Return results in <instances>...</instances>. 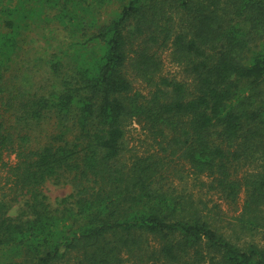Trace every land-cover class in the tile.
<instances>
[{"label": "trees", "instance_id": "obj_1", "mask_svg": "<svg viewBox=\"0 0 264 264\" xmlns=\"http://www.w3.org/2000/svg\"><path fill=\"white\" fill-rule=\"evenodd\" d=\"M117 1L0 0V162L23 197L0 201V264H264L169 182L186 166L232 206L245 191L236 228L264 231V0ZM164 47L189 83L159 77ZM18 59L46 68L40 92ZM131 120L158 153L127 165ZM49 182L72 190L55 208Z\"/></svg>", "mask_w": 264, "mask_h": 264}, {"label": "rangeland", "instance_id": "obj_2", "mask_svg": "<svg viewBox=\"0 0 264 264\" xmlns=\"http://www.w3.org/2000/svg\"><path fill=\"white\" fill-rule=\"evenodd\" d=\"M113 2V6L108 9L107 13L115 10L117 8L115 5H120L117 0H113ZM171 53L172 52L169 47H164L158 50V58L161 63V72L159 77H166L189 83V78H187L184 72V66L174 63ZM33 55L34 52H32L30 57L33 58ZM24 59L26 60V58ZM20 60L21 59L16 60V64H13L12 75H22V72H27L32 79L30 84L31 88H34L35 92H40L41 88L45 86L47 78L46 68L42 65L38 68L28 67L24 63V60ZM133 87L135 92L142 93L143 95H148L150 90L149 87L141 81H135ZM7 115L8 114H6V117H8ZM125 130L126 150L122 156V161L124 163L128 165L137 158L146 157L152 154L156 155V153H158L154 139L150 133L147 132L142 123L137 120H131L125 125ZM51 133H54V129L50 122L44 123L40 128L32 131L30 133L31 139L28 142L29 148H37L39 145L44 144L48 141L47 136ZM16 163V154L11 152H5L3 162H0V201L12 206L15 205L11 211L13 215H16L23 200L22 195L17 193L9 173V168L15 166ZM254 170L255 166L247 165L241 175L243 177L246 173H252ZM183 173L185 175V179L183 181H180L177 176H170L169 182L180 195H186V197L189 196L196 203V206L202 211V213L208 217L210 223H212L216 229L223 232L239 244L253 242L264 247V231L256 232L254 234H242L239 229L236 228L237 220L242 213L243 205L246 200L245 191H242L237 204L232 206L226 202L218 192L209 190L206 185L208 184L207 179L194 176L189 172L186 166L183 167ZM43 190L48 198V202L53 208L57 207L62 199L72 193L70 185H58L53 182L47 183ZM122 258L124 264H138L133 259H130L126 253L122 255ZM68 264L77 263L74 259H72ZM151 264L161 263L154 262Z\"/></svg>", "mask_w": 264, "mask_h": 264}]
</instances>
